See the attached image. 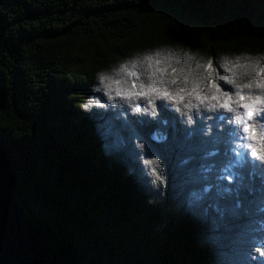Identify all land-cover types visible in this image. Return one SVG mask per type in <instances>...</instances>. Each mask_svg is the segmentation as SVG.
<instances>
[{
	"label": "trees",
	"instance_id": "1",
	"mask_svg": "<svg viewBox=\"0 0 264 264\" xmlns=\"http://www.w3.org/2000/svg\"><path fill=\"white\" fill-rule=\"evenodd\" d=\"M158 42L260 50L264 2L0 0V139L14 155L21 205L62 264H209L221 229L202 232L198 210L172 199L146 205L127 162L101 152L94 119L74 107L99 66ZM177 178L186 192L203 187ZM208 182L201 208L211 211L215 187L234 186L223 175Z\"/></svg>",
	"mask_w": 264,
	"mask_h": 264
},
{
	"label": "clouds",
	"instance_id": "2",
	"mask_svg": "<svg viewBox=\"0 0 264 264\" xmlns=\"http://www.w3.org/2000/svg\"><path fill=\"white\" fill-rule=\"evenodd\" d=\"M89 89L74 107L94 119L101 152L127 162L146 205L172 199L198 210L202 232L221 229L209 264L264 262V48L210 54L158 42L99 66ZM181 173L203 187L182 190ZM218 175L234 187H215L211 211L201 208Z\"/></svg>",
	"mask_w": 264,
	"mask_h": 264
},
{
	"label": "water",
	"instance_id": "3",
	"mask_svg": "<svg viewBox=\"0 0 264 264\" xmlns=\"http://www.w3.org/2000/svg\"><path fill=\"white\" fill-rule=\"evenodd\" d=\"M6 98L0 80V113ZM18 177L13 152L0 139V264H62L23 209Z\"/></svg>",
	"mask_w": 264,
	"mask_h": 264
}]
</instances>
